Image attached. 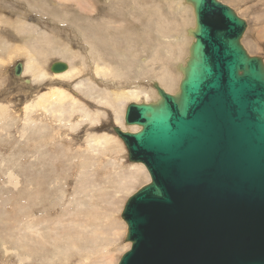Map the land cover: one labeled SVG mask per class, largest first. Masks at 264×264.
<instances>
[{
  "label": "rangeland",
  "instance_id": "374dc122",
  "mask_svg": "<svg viewBox=\"0 0 264 264\" xmlns=\"http://www.w3.org/2000/svg\"><path fill=\"white\" fill-rule=\"evenodd\" d=\"M219 1L264 61V0ZM178 2L0 0V264H118L130 248L121 211L150 176L112 127L141 128L125 108L153 101L152 82L179 91L195 18ZM55 61L80 73L56 76ZM97 61L116 72L94 73ZM57 88L71 97L37 106Z\"/></svg>",
  "mask_w": 264,
  "mask_h": 264
},
{
  "label": "water",
  "instance_id": "95a60500",
  "mask_svg": "<svg viewBox=\"0 0 264 264\" xmlns=\"http://www.w3.org/2000/svg\"><path fill=\"white\" fill-rule=\"evenodd\" d=\"M187 1L195 27L179 91L153 83L158 102L125 108L141 128L112 127L150 176L121 211L130 248L118 264H264V61L241 44L247 22L233 8Z\"/></svg>",
  "mask_w": 264,
  "mask_h": 264
},
{
  "label": "bare ground",
  "instance_id": "6f19581e",
  "mask_svg": "<svg viewBox=\"0 0 264 264\" xmlns=\"http://www.w3.org/2000/svg\"><path fill=\"white\" fill-rule=\"evenodd\" d=\"M183 1V2H182ZM181 2V3H180ZM180 2H178V4L180 3V7H181V5H183L184 3L185 4H187V5H189L191 8H192V11H193V14H194V9H193V5L190 3V2H188L187 0H180ZM183 3V4H182ZM194 18V17H193ZM93 27V26H92ZM194 27H195V22L193 23V26L192 27H188V28H186L185 30H184V34L185 35H187V36H191L192 37V29H194ZM90 28V27H89ZM93 29V28H92ZM170 36V35H169ZM179 36H182L181 34L179 35ZM172 37V36H171ZM164 38V37H163ZM178 38V36L176 37V39ZM190 38V37H189ZM193 38V37H192ZM169 39V38H168ZM191 43V42H190ZM189 46H190V44L188 45V49H187V52H188V55L186 56V58H185V61H184V63L182 64V65H180L181 63H177L176 64V69L178 68L180 71H181V74H182V78H183V76H184V67H185V65H186V62H187V60H188V58H189ZM88 59V58H87ZM30 63V62H29ZM32 63H34V62H32ZM31 63V64H32ZM67 65V64H66ZM27 66H29V65H27ZM33 69H35V65H33V67H31V65L26 69V70H31V71H33V73H34V71L35 70H33ZM113 67L112 66H109V65H107V66H105V65H100L99 63H98V61L96 62V65H95V69H93L94 70V73H96V74H98V75H109V73H110V75H112L113 74ZM69 70V71H68ZM68 70H66V71H68L69 72V74H77V73H80V70H77V72H75V71H72V69H68ZM62 72V71H61ZM71 72V73H70ZM116 72V71H115ZM114 72V73H115ZM59 73V72H58ZM58 73H56V74H54V75H56V76H58ZM41 76L42 75H45V73L43 72V73H41L40 74ZM37 76H39V74L37 75ZM181 78V79H182ZM100 80V79H99ZM89 81V80H88ZM90 82V81H89ZM153 83H155V82H152V85H153ZM84 84V83H83ZM83 84H81V86L83 85ZM159 84V83H158ZM160 86V85H159ZM154 87V86H153ZM155 88V87H154ZM156 90V89H155ZM156 93H157V90H156ZM135 96H137V92L135 93ZM65 97H71L70 96V94H69V92L68 91H66V90H64L63 88H57V89H54V90H52L48 95H45V96H43V97H41L38 101H37V106H43L44 104H45V102L46 101H49V100H53V101H57V102H60L59 103V105L61 104V102L63 101V100H65ZM159 99H160V96L158 95V93H157V97L153 100V101H149V102H158L159 101ZM52 102V101H51ZM63 102H65V101H63ZM54 104V103H53ZM58 105V104H57ZM36 106V105H35ZM81 116H83V115H81ZM117 120H118V118H117ZM124 123H125V121H124ZM139 126V125H138ZM140 129V128H139ZM138 129V130H139ZM123 130V129H122ZM137 130V131H138ZM123 131H126V130H123ZM133 132H135V131H133ZM121 139V138H120ZM98 143H100L101 142V139H98V140H96ZM127 158H128V156H127ZM130 162H132V161H130ZM132 165V164H131Z\"/></svg>",
  "mask_w": 264,
  "mask_h": 264
}]
</instances>
